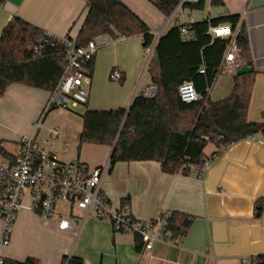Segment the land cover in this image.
I'll list each match as a JSON object with an SVG mask.
<instances>
[{
	"label": "crops",
	"instance_id": "crops-1",
	"mask_svg": "<svg viewBox=\"0 0 264 264\" xmlns=\"http://www.w3.org/2000/svg\"><path fill=\"white\" fill-rule=\"evenodd\" d=\"M121 1L142 18L155 35L160 31L167 33L176 21L192 24L230 14L241 15L240 24L250 42L251 67L257 74L248 120L264 121V91L260 96L262 118L256 106L259 88H264V0H223L225 6H212L208 2L204 10L183 7L174 11V19L165 29L167 17L149 0ZM86 2L0 0V39L14 16H20L56 38L76 39L88 13ZM146 52L142 36L100 49L94 58L87 103L82 102L77 108L129 109L137 90L152 84L149 70L146 71ZM114 70L122 75L121 83L110 80ZM146 73L149 75L147 82ZM230 77L227 95L234 86L233 76ZM49 97L50 92L23 84L10 85L0 97V142H5L7 148L15 146V151L8 148L11 153L17 154L21 141L33 134L34 124ZM58 139L59 136L54 137L55 144ZM260 140L262 137L258 135L232 145L202 177L197 169L188 175L166 174L154 161L118 163L104 177L102 192L114 210L124 209L122 201L126 200V208L138 220L157 219L161 214L175 212L190 216L191 228L180 241L156 242L153 249L146 250L139 236L116 232L111 222L96 215L89 217L77 237L57 229L58 217L53 219L51 226H45L29 209L31 198L25 193L8 246L1 245L0 223V257L15 261L34 257L41 264H62L64 256L72 255L81 257L84 264H251L257 257H264V211L259 219L254 218V203L264 197V144L259 143ZM210 145L214 149L210 154L206 149L207 156L217 151L213 144ZM97 146L92 147L85 160L80 152L74 160H82L92 168L102 166L109 161L112 147H108L103 162ZM58 153L63 161L62 154Z\"/></svg>",
	"mask_w": 264,
	"mask_h": 264
},
{
	"label": "trees",
	"instance_id": "trees-1",
	"mask_svg": "<svg viewBox=\"0 0 264 264\" xmlns=\"http://www.w3.org/2000/svg\"><path fill=\"white\" fill-rule=\"evenodd\" d=\"M169 17L182 0H149ZM225 6L223 0H197L183 5L189 10H204L207 3ZM85 21L76 39L77 46H86L100 35L115 38L142 36L145 49L151 47L156 35L146 22L121 0H87ZM241 15L230 14L214 20L192 23L194 38L186 40L177 26L172 27L156 43L155 58L149 67L151 82L158 88L154 97L137 95L131 108L97 111L87 110L83 118L80 147L84 143L111 146V170L118 163L157 162L161 170L170 175H188L194 169L202 177L207 165H212L232 145L258 135L264 141V123L248 120V111L255 84L256 71L233 75L231 93L222 100H213L210 92L223 73L221 66L228 41L214 39L209 29L219 24L236 29ZM240 48L238 59L245 66H253L248 35L243 28L237 36ZM67 48L63 40L49 35L43 29L14 16L4 28L0 39V97L12 84H23L47 92L56 90L67 66ZM94 59L87 65L92 76ZM205 68V74L200 70ZM192 82L201 99L185 103L179 87ZM217 151L207 156L208 145ZM0 154L14 157L5 142H0ZM5 188L0 185V201ZM125 209L128 204L122 201ZM264 211V197L254 203V218ZM167 216L166 233L170 240L186 236L192 218L183 213ZM4 264H41L37 258L25 261L4 259ZM62 264H84L81 257L64 256ZM251 264H264L257 257Z\"/></svg>",
	"mask_w": 264,
	"mask_h": 264
},
{
	"label": "built area",
	"instance_id": "built-area-1",
	"mask_svg": "<svg viewBox=\"0 0 264 264\" xmlns=\"http://www.w3.org/2000/svg\"><path fill=\"white\" fill-rule=\"evenodd\" d=\"M197 0H182L175 9L179 11L187 2ZM173 12L164 24L167 28L174 19ZM184 39L194 38L191 24L175 22ZM239 23L236 29L231 25L219 24L211 26L210 35L214 39L228 41L227 51L223 60L222 72L233 76L242 67L238 60L239 46L237 36L240 31ZM164 31L156 33L154 44L147 49L148 58L146 71L149 70L155 58V46L163 36ZM60 39V38H58ZM127 38L117 35L112 38L100 35L92 39L86 46H77L74 40H63L67 48V66L55 91L50 93L47 104L34 124L31 136L21 141L20 150L14 157L0 154V185L5 188L4 198L0 201V220L2 221L1 245L8 246L11 242L14 224L18 212L23 207V198L28 193L31 198L29 209L36 213L45 226H51L54 218L58 217L57 229L61 232L81 234L91 215L110 219L116 232L131 233L139 236L146 250H151L156 242H172L166 233L167 216L152 220H138L132 217L129 209L114 210L109 199L102 192L104 177L111 171L110 162L92 168L82 160L64 162L59 158L54 137L61 131L54 125L46 124L48 113L56 108L76 109L89 97L91 76L87 73V65L93 61L100 49L123 42ZM205 68L200 70L205 74ZM110 80L122 82L118 70L112 71ZM158 92L157 86L151 84L136 92L148 98ZM179 95L185 103H195L201 99L192 82H184L179 87ZM259 143L264 144L263 140ZM71 148V144H66ZM210 167L207 165L205 172ZM80 216V217H79ZM181 240V237L176 239ZM174 242V241H173ZM0 264L4 258L0 257Z\"/></svg>",
	"mask_w": 264,
	"mask_h": 264
},
{
	"label": "rangeland",
	"instance_id": "rangeland-1",
	"mask_svg": "<svg viewBox=\"0 0 264 264\" xmlns=\"http://www.w3.org/2000/svg\"><path fill=\"white\" fill-rule=\"evenodd\" d=\"M147 54V58H148V53ZM257 74L255 75L256 78ZM218 82L215 83L214 85V89L211 90L210 92V96L213 100H222L224 98H226L228 95V80L231 81V77L228 74H224L222 73L219 77H218ZM149 79V75L146 73V77H145V81L147 82ZM264 91L263 87L259 88V97L256 101V106L257 109L259 110L260 116H261V112H260V108L262 105V99H261V94ZM231 93V92H230ZM229 93V94H230ZM226 96V97H225ZM82 102L87 103V100H83ZM86 110H88V107L86 106H80L77 109H62V108H56L53 109L49 115H48V120L46 121L47 125H52V124H56V127H58L61 130V134L59 135V139L56 143V147L58 149V151H60L61 158L64 162H70L74 159H76L79 155L80 152V157L85 160L86 158H88L89 154L92 152V147L93 146H97V145H93V144H88V143H84L81 147V150L79 151V147H80V135L81 132L83 130V118L82 116L84 115V113L86 112ZM262 118V116H261ZM257 123H264V121L260 120V121H254ZM65 142H68L71 144V148H69L68 146H65ZM98 148H100L101 152V158L102 160H105V156H106V152L109 146H97ZM10 151H15L16 147L15 146H8ZM83 149V151H82ZM214 149V147L212 145H209V147L207 148V153L210 154L211 151ZM103 160V162H104ZM104 164H106V162H104ZM103 164V165H104ZM93 166V165H92ZM104 221H108L111 222L110 219L104 218L102 219ZM0 223H2V221L0 220Z\"/></svg>",
	"mask_w": 264,
	"mask_h": 264
},
{
	"label": "water",
	"instance_id": "water-1",
	"mask_svg": "<svg viewBox=\"0 0 264 264\" xmlns=\"http://www.w3.org/2000/svg\"><path fill=\"white\" fill-rule=\"evenodd\" d=\"M252 72H254V68L253 67L245 66V67H241L238 70L237 75H245V74H249V73H252Z\"/></svg>",
	"mask_w": 264,
	"mask_h": 264
}]
</instances>
